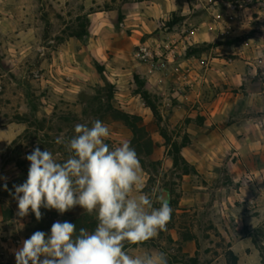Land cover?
Here are the masks:
<instances>
[{"label": "rangeland", "instance_id": "rangeland-1", "mask_svg": "<svg viewBox=\"0 0 264 264\" xmlns=\"http://www.w3.org/2000/svg\"><path fill=\"white\" fill-rule=\"evenodd\" d=\"M139 1L0 0V176L8 177L9 189L22 183L30 163L25 156L37 144L64 162L65 147L56 140L77 135V124L91 128L95 120L103 122L110 130L105 140L110 150L131 142L133 130L119 113L139 114L147 137L158 144L157 153L150 154L147 141L140 147L131 142L143 169V193L158 209L168 189L173 211L166 231L142 244L126 243L125 251L164 252L168 264L176 256L186 264L191 256H197L199 264H231L232 250L239 264H264V0H175L171 10L158 0L152 11L139 8ZM100 21L105 24L97 27ZM87 28L88 37L76 35ZM144 45L160 54L157 61L176 48V60L163 81L159 72L140 66L143 60L134 56ZM201 46H206L201 54L188 52ZM102 52L116 57L114 62L102 59L104 73L94 64ZM237 72L241 91L230 77ZM136 73L162 94V121L139 93ZM170 76L184 78L188 97L176 92ZM211 85L225 97L235 91L229 123L237 140L231 134L235 138L229 143L222 141L212 130L216 115L209 105L216 96ZM201 91L205 99L197 96ZM204 108L211 115L207 138L201 126L190 131L188 122L189 114L202 118ZM172 115L176 121H171ZM35 117L45 119V127L31 125V132L11 147L27 128L26 120ZM37 131L41 138L31 135ZM245 133L247 140L242 138ZM165 134L179 144L189 135L183 152L209 169L189 179H184V164L166 170L164 166H174V153ZM249 138L253 144L243 155L240 144ZM3 184L0 180V212L5 217L0 229L12 237L22 231L28 237L39 227L48 231L57 219L73 222L77 231L83 227L91 232L97 226L95 215L77 207L64 216L47 212L40 223L32 215L20 229L23 225L14 223L17 202ZM1 255L4 264H16L10 255Z\"/></svg>", "mask_w": 264, "mask_h": 264}, {"label": "clouds", "instance_id": "clouds-1", "mask_svg": "<svg viewBox=\"0 0 264 264\" xmlns=\"http://www.w3.org/2000/svg\"><path fill=\"white\" fill-rule=\"evenodd\" d=\"M75 133L56 140L69 153L64 162L37 144L25 156L30 163L22 183L9 189L8 177L0 180L17 202L14 223L23 225L20 229L32 215L40 223L47 212L64 216L77 207L95 215L97 226L77 231L69 220H54L48 231L35 230L20 242L16 264H168L164 252L125 251L126 243L142 244L166 231L173 211L163 196L157 209L143 193V169L130 140L110 150L105 143L110 130L100 120L91 128L77 124Z\"/></svg>", "mask_w": 264, "mask_h": 264}, {"label": "crops", "instance_id": "crops-1", "mask_svg": "<svg viewBox=\"0 0 264 264\" xmlns=\"http://www.w3.org/2000/svg\"><path fill=\"white\" fill-rule=\"evenodd\" d=\"M161 1L160 2L164 6L163 9H170L171 10V9L175 8V4H174L175 0H161ZM158 4H159L158 0H141L138 3V7L139 8H146L147 11H152V10H155L157 8L156 5H158ZM185 9H187V8H185ZM100 12L103 13V12H106V11H100ZM201 17H202V15L198 16L197 19L201 20L202 19ZM104 24H105L104 22L100 21L99 24H97L96 26L100 27V26H102ZM220 38L222 39V36H220ZM101 56H102L101 58L99 56H96L97 59L100 62L102 61V59H108L110 62H114L113 60H114V58H116V57H111L110 55H104L103 52H102ZM175 60H176V58H175ZM175 60H173L169 64V67L165 68V69H159L158 66L153 65L150 61H148V62L147 61H139V65L147 67L150 70L155 69L157 72H159V77H160L161 81H163V79L166 78L165 74L167 75L166 70H169L171 68L172 63ZM213 68H215V65H214ZM218 70H221V69H218ZM240 75H241V73H238V72L236 74L235 73H232V75L230 74V77L232 76V81H233L234 85L238 86L239 85L238 83H241L240 82L241 80H239L241 78ZM169 78H171V81L173 82V84H174V86L176 88V92L181 94V96H187V97L189 96V93L185 92L186 88H185L184 83H186V82H184V78H182V76H181L180 80H179L178 76H174V77L170 76ZM149 79H150V76H149ZM211 87H212V93H214V96H216L215 99L213 100V102L211 103V105H209L210 106L209 110L211 112H213L214 115H216V116H214L212 118L213 119L212 121L214 122V128L215 129H212V128L211 129L218 133V135H217L218 137L223 138L222 141L227 140L228 143H229L232 139L235 138V137L233 138V136L231 134L235 135L236 136V140H237L238 133L232 129V127H231V125L229 123V121L231 119V115L233 114L232 109L234 108V105H235V100L232 99V96L235 95V91L228 92L227 97H225L224 96L225 92L218 91L217 87H214L213 85H211ZM234 87H236V86H234ZM237 88L240 91L243 89V88H241L239 86ZM193 93H194V91H193ZM199 95H200V97H203V99H205V97H206L205 96V91H204V93L201 91L200 93L197 94L198 97H199ZM198 97H197V99H200ZM210 111H208L207 109L204 108V110L200 112L201 113V117H202L200 119H199L198 116H193L192 114H189L190 115L189 117H191V121L189 122L190 123L189 124L190 125L189 126L190 127L189 128L190 131L194 128V126H197V125L199 127L201 126L200 127L201 130L204 131V135L207 138V136H209V133L211 132L210 127L207 126L208 124H210V120H211V115L209 114ZM225 112H227V113L225 114ZM175 114H177V113H175ZM175 117H176L175 115H172L171 121H176L175 119H177V117L176 118ZM250 124H252V123L250 122ZM235 127H237V126L235 125ZM240 133H243V132H240ZM191 137L193 138V140H196V135L192 134ZM248 137H249L248 133H245V136H243L242 138L244 140H247ZM251 144H253V142L251 141L250 138H249V142L245 141V143H241L240 144V150L242 151L241 153H243V155H244L245 151L247 152L248 149L251 147ZM157 145L158 144L155 142V147L156 148L154 150V154L157 153ZM183 153L187 157V159H189L190 162L195 165L196 169L201 174H203L204 171L209 169L210 166H204V165L202 166V164H200V163H198V161L194 160L193 159V154L190 157V156L187 155L186 150H184ZM168 154H170L169 150H168ZM167 159H168L169 163H172L171 162V160H172L171 157L168 156ZM164 167H165L166 170H170L174 166H164ZM189 178H190V174H186L185 173L184 174V179H189ZM0 220H5V217L2 214V212H0ZM25 232H27V231H24V233L22 231V233H19L18 236L16 235L15 237H12V235L8 231L0 229V252L4 253V254H7V255H10L11 259L15 261L14 249H16V248H18L20 246V242L24 238H27V234ZM1 256H0V264H4V260L5 259H4L3 256L2 257Z\"/></svg>", "mask_w": 264, "mask_h": 264}, {"label": "trees", "instance_id": "trees-1", "mask_svg": "<svg viewBox=\"0 0 264 264\" xmlns=\"http://www.w3.org/2000/svg\"><path fill=\"white\" fill-rule=\"evenodd\" d=\"M177 23V20H173L172 26H174V24ZM90 34V29H83L80 31H77V36L81 37V38H86L88 37ZM204 45H208L210 46V43L205 42ZM206 50V46H201V48L193 51L191 48H188V52L192 53V54H201ZM94 64L96 65V67L98 68V70L100 71V73H104L105 72V67L104 65L98 60V59H94ZM135 82L138 86V91L141 94V96L143 97V99L147 102V104L149 105V107L152 109V111L154 112V114L156 115V117L162 121L163 117L159 108V105L161 103V99H162V94H160L158 91L154 90L153 88H151L149 86V82L146 78H144V76H142L139 73L135 74ZM119 116L121 117V119L128 124L132 130H133V138H132V143L136 144L138 147L145 145V143L148 142V144L150 145V154L154 153V149H155V142L152 138L147 137L146 132H145V128L143 127V125L141 124L143 117L139 114H132V113H128V112H120ZM234 115H231V120H233ZM191 121V118L188 119V122ZM28 126L27 128L24 130V132H22L20 135H18L10 144L11 147L15 146L19 140H21L25 135L29 134L31 132V125L33 124H38L40 129H43L45 127V119H40V118H30L26 120ZM36 133V134H35ZM35 133H32L31 135H37V137L41 138V134L37 131ZM51 137V136H50ZM165 137L167 139V142L169 144L172 145V149H173V153H174V167H179L181 164H184V171L187 174H196V175H200V172L196 169L195 165L192 164L184 155L183 153V148L186 147L189 142H190V138L189 135H186L184 141L179 144L178 142H172V138L167 136L165 134ZM147 141V142H146ZM65 154L66 156H69V153L66 151L65 149ZM42 230L43 228L39 227L36 228L35 230ZM34 230V231H35ZM258 231L262 232L263 229H258ZM188 255V254H187ZM262 255L264 258V250H262ZM230 262L231 264H239V257L238 254L235 253L234 251H230ZM189 264H199V258L197 256H191L189 258ZM171 264H186L179 256H176L175 260L171 261Z\"/></svg>", "mask_w": 264, "mask_h": 264}, {"label": "built area", "instance_id": "built-area-1", "mask_svg": "<svg viewBox=\"0 0 264 264\" xmlns=\"http://www.w3.org/2000/svg\"><path fill=\"white\" fill-rule=\"evenodd\" d=\"M156 55L160 54H154L153 50L148 46L144 45L141 46V48L135 52V57L137 59L143 60V61H150L153 65H156L159 67V69H165L169 67V64L175 60L177 56V50L176 48L170 49L167 54L162 53V56H159V60H156ZM165 55V56H164Z\"/></svg>", "mask_w": 264, "mask_h": 264}, {"label": "water", "instance_id": "water-1", "mask_svg": "<svg viewBox=\"0 0 264 264\" xmlns=\"http://www.w3.org/2000/svg\"><path fill=\"white\" fill-rule=\"evenodd\" d=\"M162 196L168 200V202L171 200V197H170V191L168 189H165L163 190L162 192Z\"/></svg>", "mask_w": 264, "mask_h": 264}]
</instances>
